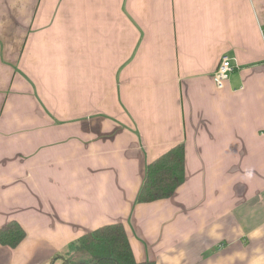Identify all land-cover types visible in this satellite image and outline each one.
Segmentation results:
<instances>
[{
	"label": "crops",
	"instance_id": "obj_1",
	"mask_svg": "<svg viewBox=\"0 0 264 264\" xmlns=\"http://www.w3.org/2000/svg\"><path fill=\"white\" fill-rule=\"evenodd\" d=\"M179 144L184 183L138 202ZM12 220L26 237L0 264H62L117 222L138 262L264 264V0H0V228Z\"/></svg>",
	"mask_w": 264,
	"mask_h": 264
},
{
	"label": "trees",
	"instance_id": "obj_2",
	"mask_svg": "<svg viewBox=\"0 0 264 264\" xmlns=\"http://www.w3.org/2000/svg\"><path fill=\"white\" fill-rule=\"evenodd\" d=\"M184 181L185 149L183 144H179L147 166L137 201L151 202L170 197ZM25 237V229L16 220L0 228L1 245L16 247ZM74 250L69 257L56 256V259H63L62 264H156L136 260L126 228L121 222L84 233ZM79 253L85 256H77Z\"/></svg>",
	"mask_w": 264,
	"mask_h": 264
},
{
	"label": "built area",
	"instance_id": "obj_3",
	"mask_svg": "<svg viewBox=\"0 0 264 264\" xmlns=\"http://www.w3.org/2000/svg\"><path fill=\"white\" fill-rule=\"evenodd\" d=\"M235 68L233 60L229 56H224L216 69L213 77L215 84L218 88L225 86L226 80L228 79L229 73Z\"/></svg>",
	"mask_w": 264,
	"mask_h": 264
},
{
	"label": "rangeland",
	"instance_id": "obj_4",
	"mask_svg": "<svg viewBox=\"0 0 264 264\" xmlns=\"http://www.w3.org/2000/svg\"><path fill=\"white\" fill-rule=\"evenodd\" d=\"M75 251V250H74ZM77 256H79V257H84L85 255H83V254H81V253H79V254H77Z\"/></svg>",
	"mask_w": 264,
	"mask_h": 264
}]
</instances>
